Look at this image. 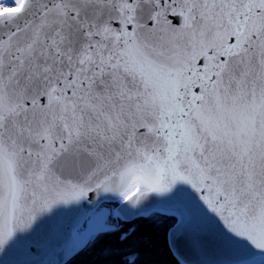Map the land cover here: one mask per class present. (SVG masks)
Here are the masks:
<instances>
[{
	"label": "snow or ice",
	"instance_id": "obj_1",
	"mask_svg": "<svg viewBox=\"0 0 264 264\" xmlns=\"http://www.w3.org/2000/svg\"><path fill=\"white\" fill-rule=\"evenodd\" d=\"M264 264V0H0V264ZM147 205V206H145Z\"/></svg>",
	"mask_w": 264,
	"mask_h": 264
},
{
	"label": "trees",
	"instance_id": "obj_2",
	"mask_svg": "<svg viewBox=\"0 0 264 264\" xmlns=\"http://www.w3.org/2000/svg\"><path fill=\"white\" fill-rule=\"evenodd\" d=\"M145 220H146L145 217H140L133 221L119 220L118 222L112 217L104 219L103 221L94 220L91 223V226H90L91 229L93 231L107 230L108 234L106 236L104 245H102L100 248H97L95 250L93 257L82 258L78 262V264H90V261L95 257L96 254H99L102 251L103 247L108 246V245H112V246L117 245L118 243L117 237L122 231L132 228V227H135L137 229H143ZM167 259H168V264H172V257H167Z\"/></svg>",
	"mask_w": 264,
	"mask_h": 264
},
{
	"label": "water",
	"instance_id": "obj_3",
	"mask_svg": "<svg viewBox=\"0 0 264 264\" xmlns=\"http://www.w3.org/2000/svg\"><path fill=\"white\" fill-rule=\"evenodd\" d=\"M109 199H114V198H109ZM145 206H147V205H145ZM86 209H87V206H85V212L82 214V219L84 218V215L87 213ZM120 212H121V209H120ZM122 215H123V213H122ZM133 218H135V217H133ZM133 218H130L128 220H131Z\"/></svg>",
	"mask_w": 264,
	"mask_h": 264
}]
</instances>
